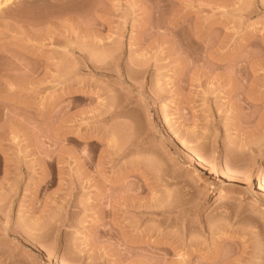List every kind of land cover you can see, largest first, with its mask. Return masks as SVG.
Returning <instances> with one entry per match:
<instances>
[{"label": "rangeland", "instance_id": "1", "mask_svg": "<svg viewBox=\"0 0 264 264\" xmlns=\"http://www.w3.org/2000/svg\"><path fill=\"white\" fill-rule=\"evenodd\" d=\"M0 6V264H264V0Z\"/></svg>", "mask_w": 264, "mask_h": 264}, {"label": "crops", "instance_id": "2", "mask_svg": "<svg viewBox=\"0 0 264 264\" xmlns=\"http://www.w3.org/2000/svg\"><path fill=\"white\" fill-rule=\"evenodd\" d=\"M9 240H11L10 239V237H9ZM11 243H9V244H1L0 245V251H5L6 253L7 252H13L14 250H15V245L12 243L13 242V240H11L10 241Z\"/></svg>", "mask_w": 264, "mask_h": 264}, {"label": "bare ground", "instance_id": "3", "mask_svg": "<svg viewBox=\"0 0 264 264\" xmlns=\"http://www.w3.org/2000/svg\"><path fill=\"white\" fill-rule=\"evenodd\" d=\"M0 7H1V6H0ZM219 198H224V195L220 194V195H219Z\"/></svg>", "mask_w": 264, "mask_h": 264}]
</instances>
